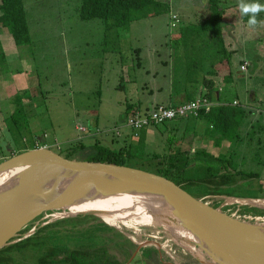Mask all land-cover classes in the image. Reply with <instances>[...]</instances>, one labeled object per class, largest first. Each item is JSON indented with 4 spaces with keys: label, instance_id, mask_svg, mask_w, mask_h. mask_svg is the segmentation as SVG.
I'll use <instances>...</instances> for the list:
<instances>
[{
    "label": "rangeland",
    "instance_id": "rangeland-1",
    "mask_svg": "<svg viewBox=\"0 0 264 264\" xmlns=\"http://www.w3.org/2000/svg\"><path fill=\"white\" fill-rule=\"evenodd\" d=\"M167 1L170 4L169 12L164 11L152 16L145 14L146 16L141 19L133 20L129 29L107 30L101 19L88 20L80 16L79 7L82 0H23L31 42L17 45L11 31L7 27H0V45L5 51L7 60L5 65L2 64V70L5 71L0 72V162L17 152L16 140L7 126V120L17 104L25 107L29 124L28 134L36 136L35 140L40 145L47 144L63 155L84 145L82 151L74 153V158L70 159L85 160V156L97 143L116 150L125 149L130 143H136L139 137L131 136L133 131L125 121L126 116L134 109L132 104L135 99L132 97L145 93L135 85L132 78L135 80L134 75H138L147 65L142 58L141 66L137 64L140 59L137 58L135 51L141 50L140 56L143 57L153 45H156L160 52L167 54L171 52L174 56L176 45H191L192 51L196 49L195 45H202L199 47L201 50L204 45H211L207 40L211 32L202 26L206 18L205 7L209 4V0ZM256 2L264 4V0H256ZM239 4L240 0L219 2V6L224 8L222 29H220L224 40L221 45L238 48L233 54L234 59L244 53L251 58L250 67L243 74L247 78L251 75L259 76L256 81L253 79L250 83L261 86L257 92V98L261 100L257 99L255 103L262 108L264 107L262 106L264 104V12L257 17L261 23L253 29L247 23L248 17L241 14ZM172 13L178 15V27L172 26ZM166 59L173 60V58ZM159 67L163 69L166 66ZM238 69L239 66L237 71ZM235 79H237L236 73ZM242 81L240 80L239 84ZM243 93L241 90L238 92L241 104L248 100V96L242 95ZM234 96L236 94L231 93L230 100ZM138 109L144 110L145 107L138 106ZM260 116L262 118H259V121L264 123V114ZM124 117H126L125 121ZM187 119H192L196 123L198 118L186 117L184 122ZM115 127L120 129L121 135L115 134L113 131ZM163 127L162 125L149 127L146 150L148 153L168 152V144L161 134ZM183 127L184 124L179 135L185 132ZM190 129L194 133L193 128ZM124 130H130L131 135L130 133L123 135ZM232 132L235 133L234 130ZM259 136L264 137V126L260 132L250 131L249 135L243 130L239 138L234 137L235 139L228 142L229 151L224 158H229L231 164L238 170L244 167L243 171L246 173V176L243 173L238 176L236 184L220 187L197 183L184 188L194 196L209 193L201 198L225 213L262 216L263 213L242 201L225 205L227 197H256L264 193V163H261L264 161V142L259 144L261 140ZM203 137L219 139L216 129L208 131ZM121 139L123 140L120 141ZM28 141V138L24 140V142ZM183 145L189 147L186 143ZM202 147L214 153L212 149ZM198 171L202 177L205 175L204 171ZM57 213L59 215H55ZM70 216L73 215H69L68 210L47 211L27 224L32 223L30 230L23 234H21L22 230L18 231L12 241L21 240L43 225ZM86 223L96 224L91 219ZM70 227L63 223L54 228L65 233ZM124 229L119 230H123L122 232L128 237L126 231L128 233L132 228L125 231ZM132 230L137 231L138 236L134 238L142 244L137 243L136 253H133L128 262L142 250L158 244L164 264L173 263L174 260L180 262L179 264H201L195 254L184 249L174 240H169L163 233H154L152 226L139 225ZM150 233L158 235V238L147 235ZM167 243L173 249L175 259L166 254L164 245ZM30 253L20 252L14 255L23 261H32ZM140 263V261L134 262V264Z\"/></svg>",
    "mask_w": 264,
    "mask_h": 264
},
{
    "label": "trees",
    "instance_id": "trees-1",
    "mask_svg": "<svg viewBox=\"0 0 264 264\" xmlns=\"http://www.w3.org/2000/svg\"><path fill=\"white\" fill-rule=\"evenodd\" d=\"M220 1L209 0L207 7L209 15L207 14L202 26L206 30H210L212 36H218L221 45L220 29L224 8L219 6ZM164 11H170V4L167 0H82L79 7L80 16L83 19H101L107 30L129 29L133 20L141 19L145 14L152 16ZM178 24L179 22H176L173 27H178ZM1 26L7 27L11 31L17 45L31 42L23 0H0ZM6 63V54L0 45V72L5 71V69L2 70V64ZM204 84L208 88L204 95L211 100H216L214 81L205 79ZM195 92L188 91L186 101L194 99ZM226 100L228 99H225L227 103L215 105L208 112L202 109L198 116V119H204L212 124L213 130L216 129L220 134V141L239 138L237 128L241 125L246 114L244 107L231 105ZM15 103L17 104V102ZM183 119L177 118L152 125L155 127L164 126L161 134L168 144L167 153H148L146 151L148 140L147 127H145L139 132L138 141L130 143L129 147L116 150L97 143L93 146L92 151L85 156L86 160L145 169L163 175L184 187L197 183L220 187L236 184L242 171L232 165L229 158L215 155L202 146L195 147L197 133L194 131L197 121L195 123L192 119H188L184 128L185 132L179 135ZM7 126L16 140L17 152L12 153L13 155L37 147L36 136L28 134L29 124L25 107L16 105L7 120ZM190 127L194 128V133ZM232 130L236 132L231 136ZM27 138L29 141L24 142ZM183 143L188 144L189 147H184ZM83 147L84 145H80L64 153V156L74 158V153L81 152ZM193 148H195L194 151H192ZM59 153L62 154V152ZM198 170L204 171L205 175L202 177ZM243 174L246 176V173L243 172ZM207 195L209 193L199 195V197ZM254 209L264 215V209L256 207ZM90 219L94 220L96 224L86 223ZM63 223L71 226L67 232H60L54 228ZM31 226L32 223L27 225L22 229L21 234L30 230ZM136 247L137 243L134 240L100 217L78 215L43 225L31 235L4 246L0 249V264H126L133 256ZM20 252H31L32 261L18 259V256L14 254ZM139 261L140 264H160L157 251L153 247L142 250L127 264Z\"/></svg>",
    "mask_w": 264,
    "mask_h": 264
},
{
    "label": "water",
    "instance_id": "water-1",
    "mask_svg": "<svg viewBox=\"0 0 264 264\" xmlns=\"http://www.w3.org/2000/svg\"><path fill=\"white\" fill-rule=\"evenodd\" d=\"M46 170L38 179L37 175ZM105 190L155 200L157 205L152 210L161 209L158 214L163 226L195 238V248L205 250L211 258H202L177 242L201 264H264V226L225 213L154 172L70 159L46 147L29 149L0 162V249L13 243L17 232L37 216L72 205L78 193ZM78 215L98 216L92 212L73 216Z\"/></svg>",
    "mask_w": 264,
    "mask_h": 264
},
{
    "label": "crops",
    "instance_id": "crops-1",
    "mask_svg": "<svg viewBox=\"0 0 264 264\" xmlns=\"http://www.w3.org/2000/svg\"><path fill=\"white\" fill-rule=\"evenodd\" d=\"M207 7L208 5H206L205 7L206 17L209 13ZM207 38V40L211 42V45H204V48L202 50L199 48L202 45H195L196 49L194 51H192L191 45H176V50L174 49V56L171 52L170 54L160 52V50L157 49L156 45H153L151 47L152 49L145 53L143 57L140 56L141 50H134L137 53V58L140 59L137 64L141 66V62L143 59L144 63L147 66H145L144 69L138 73V75H134L135 80L132 78V81L135 82V85L139 86L138 88L142 89L143 92H145L138 97H132V99H135L132 107L136 109L138 108V106H143L146 109L157 104L177 105L183 103L187 100L188 96L186 95L188 91H196L195 97L199 93L204 94L208 89L204 84V80L211 79L215 83L214 90L216 93V100H212L214 106L220 103H227L225 102V99L227 98L228 100L226 101H228L229 104L241 105L246 110V114L244 115L241 125L239 126V135H241L243 130L247 131L248 135L250 134V131L260 132L261 128L264 126V123L259 121V118H262V116L259 117V115L264 114V107L260 108L255 103V100L260 99L257 98V92H259V88L261 86L257 83H250L253 79L256 81L259 76L251 75L250 78H247L243 74L249 69L252 63L251 58L244 53L241 57H237L236 59H234L233 54L236 52V50H238V48L232 45H220L219 41L216 40L218 38L216 36H212L211 34ZM223 40L224 38L222 37V43ZM137 49L139 48L137 47ZM239 49H241V46L239 47ZM243 49H245L244 46ZM166 58H173V60L169 61ZM246 62H248L249 64L247 65V68L245 70H242L241 66H243V64ZM160 65L166 67L169 66V68L165 67L162 69L161 67H159ZM238 66L239 69L237 71ZM235 73L237 74V79H235ZM242 79H244V81H242ZM240 80L242 81L241 84H239ZM238 90L244 92L242 95L248 96V100L242 104L240 102ZM231 93L236 94V96H234L232 100H230ZM146 96L147 98H145ZM218 98H220V100H217ZM235 101H237V103H235ZM262 106H264V104H262ZM126 117H124V121ZM184 119L181 123V125L184 124L183 130L185 128V124L188 122V119L186 122H184ZM149 127H147V135L150 134ZM212 129L213 126L208 121L204 119H197V124L194 131L197 133L195 147L206 146L209 149H212L214 153L218 154L221 157L227 156L226 153H228L229 151V139H222L220 141L219 139L214 140L213 137L209 139H205L203 137L208 131ZM130 132V130H124L123 135ZM234 132L236 131L234 130ZM230 134L231 136L235 135L233 132H230ZM218 135L220 136V134ZM131 136H133V134ZM259 137L261 138L259 144H262L261 142H264V137ZM122 140L123 139H121L120 141ZM194 149L195 148H193L192 150ZM261 163H264V161H262ZM243 169L244 167L240 168V171H242V173L244 172ZM261 194V196L256 197H240L264 200V193ZM155 246H153V249L157 251V258L160 261V264H164L162 253L160 252L158 246ZM148 249H150V247ZM164 250L167 255L173 258L172 255L169 254L174 253L173 249L168 251V249L165 248Z\"/></svg>",
    "mask_w": 264,
    "mask_h": 264
},
{
    "label": "bare ground",
    "instance_id": "bare-ground-1",
    "mask_svg": "<svg viewBox=\"0 0 264 264\" xmlns=\"http://www.w3.org/2000/svg\"><path fill=\"white\" fill-rule=\"evenodd\" d=\"M49 170L43 173H39L37 178L39 179ZM225 205L233 204L235 201H245L250 203L253 207L264 209V200L249 199L244 200L239 197H227ZM76 201L71 205L62 208V210H68L69 214L75 215L79 213L92 212L100 216L107 223L117 226L119 229L132 228L135 229L137 226H152L154 228V233H163V235L169 240H174L175 242L182 243L183 245L193 249L202 258L211 259L205 250L200 248H195L193 245L197 240L193 237L182 235L178 232H174L163 226L161 220L159 219V214L161 209L152 210L153 205H157V202L153 199H147L143 196L134 197L127 196L124 194H119L116 192L103 191V192H89V193H78L76 195ZM248 201V202H247ZM222 206V205H221ZM58 211V210H56ZM63 214V213H62ZM234 217L239 218L251 223H256L258 225L264 226V215H238L232 213ZM55 215H59L58 213ZM60 217V216H59ZM71 217V216H70ZM127 229H124L127 230ZM129 229L126 234L132 238L138 244L141 243L137 241L134 237L138 236L137 231ZM123 231V230H122ZM158 238V235L153 233L147 234ZM158 241V240H157ZM159 246L158 244H155ZM164 247L168 251L172 250L170 244H165ZM175 259V255L169 253ZM175 261V262H174ZM172 264H179L180 262L174 260Z\"/></svg>",
    "mask_w": 264,
    "mask_h": 264
},
{
    "label": "built area",
    "instance_id": "built-area-1",
    "mask_svg": "<svg viewBox=\"0 0 264 264\" xmlns=\"http://www.w3.org/2000/svg\"><path fill=\"white\" fill-rule=\"evenodd\" d=\"M171 17L173 19L172 25L174 26L175 23L179 21V18L176 13H172ZM248 64V62L244 63L242 69H246ZM235 103H237V101H235ZM213 106L214 103L211 99H209L204 94L199 93L194 99L185 101L177 105L157 104L144 110L136 108L132 111L131 114L127 116L125 123H127V125L131 127L133 136L137 137L141 129L145 127L162 124L168 120L177 118H186L192 116L198 117L202 109L208 112ZM113 131L115 132V134H122L118 127H115ZM36 144L37 147L50 148L47 144L40 145L38 141L36 142ZM239 210L240 209H238V211Z\"/></svg>",
    "mask_w": 264,
    "mask_h": 264
},
{
    "label": "clouds",
    "instance_id": "clouds-1",
    "mask_svg": "<svg viewBox=\"0 0 264 264\" xmlns=\"http://www.w3.org/2000/svg\"><path fill=\"white\" fill-rule=\"evenodd\" d=\"M239 8L243 16H247V23L251 28H255L258 23L257 17L261 12H264V4H260L253 0V2H247V0H240ZM247 68V67H246Z\"/></svg>",
    "mask_w": 264,
    "mask_h": 264
}]
</instances>
